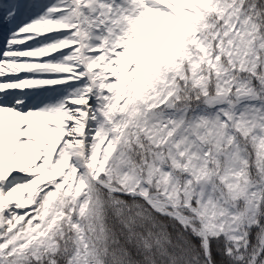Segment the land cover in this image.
Instances as JSON below:
<instances>
[{
	"label": "snow or ice",
	"instance_id": "1",
	"mask_svg": "<svg viewBox=\"0 0 264 264\" xmlns=\"http://www.w3.org/2000/svg\"><path fill=\"white\" fill-rule=\"evenodd\" d=\"M0 264H264V0H0Z\"/></svg>",
	"mask_w": 264,
	"mask_h": 264
},
{
	"label": "bare ground",
	"instance_id": "2",
	"mask_svg": "<svg viewBox=\"0 0 264 264\" xmlns=\"http://www.w3.org/2000/svg\"><path fill=\"white\" fill-rule=\"evenodd\" d=\"M1 37V36H0ZM3 46V43H0V47H2Z\"/></svg>",
	"mask_w": 264,
	"mask_h": 264
}]
</instances>
